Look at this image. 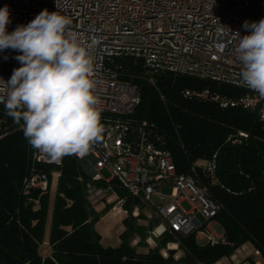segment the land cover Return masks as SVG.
Instances as JSON below:
<instances>
[{
  "label": "built area",
  "instance_id": "obj_1",
  "mask_svg": "<svg viewBox=\"0 0 264 264\" xmlns=\"http://www.w3.org/2000/svg\"><path fill=\"white\" fill-rule=\"evenodd\" d=\"M5 5L10 12L8 32L47 9L71 20L66 34L75 35L85 47L91 45L94 94L105 132L87 154L72 155L88 208L103 206L123 221H147L144 242L148 245H156L166 235L174 240L194 235L196 243L206 240L211 247L227 245L214 221L221 207L208 187L218 183L215 157L192 166L190 173L178 174L170 154L150 141L147 123L133 120L140 102L138 89L124 80L117 61L139 63L149 82L156 75L169 74L243 90L253 98L251 102H261L264 111V98L241 82L243 65L233 36L249 34L245 21L264 19V0H0V8ZM20 54L13 49L0 51V101L6 99L4 82L21 66L15 59ZM247 137L238 132L226 142L239 147ZM29 152L31 166L23 192L47 193L59 178L63 157L52 159L32 146ZM184 202L189 211L182 208ZM215 226L220 230L214 231ZM170 251L176 252L173 258L178 261L177 243L166 244L161 257L166 260ZM246 251L244 245L215 264H242L241 259L249 257ZM253 254L260 256L258 250Z\"/></svg>",
  "mask_w": 264,
  "mask_h": 264
},
{
  "label": "trees",
  "instance_id": "obj_2",
  "mask_svg": "<svg viewBox=\"0 0 264 264\" xmlns=\"http://www.w3.org/2000/svg\"><path fill=\"white\" fill-rule=\"evenodd\" d=\"M126 81L137 86L139 105L133 114L146 122L151 142L170 154L178 174L190 173L201 161L213 160L227 138L238 132L248 135L239 152L223 155V186L210 183L209 193L220 205L214 221L222 228L227 245L199 246L194 235L174 240L170 235L156 247L139 253L130 246L145 245L147 228L135 219L124 220L125 231L118 247H104L94 224V214L85 203L78 167L72 155L63 156L57 170L56 188L50 192H23L30 171V144L20 127L0 106V264H215L244 245L258 250L264 264V111L261 102L245 91L209 81L169 74L152 82L140 64L119 60ZM198 175L202 177L201 171ZM203 178V177H202ZM207 183V180L203 178ZM48 228L49 257L39 248ZM178 244L182 256L174 261L161 250Z\"/></svg>",
  "mask_w": 264,
  "mask_h": 264
},
{
  "label": "clouds",
  "instance_id": "obj_3",
  "mask_svg": "<svg viewBox=\"0 0 264 264\" xmlns=\"http://www.w3.org/2000/svg\"><path fill=\"white\" fill-rule=\"evenodd\" d=\"M10 12L0 8V51L13 49L21 66L5 83L8 116L29 144L52 159L84 156L103 138L99 98L94 94L91 45L66 34L71 20L44 9L27 25L8 32ZM249 34L233 36L243 65L241 82L264 98V19L245 21ZM230 32V29H227ZM96 43V41H93Z\"/></svg>",
  "mask_w": 264,
  "mask_h": 264
},
{
  "label": "rangeland",
  "instance_id": "obj_4",
  "mask_svg": "<svg viewBox=\"0 0 264 264\" xmlns=\"http://www.w3.org/2000/svg\"><path fill=\"white\" fill-rule=\"evenodd\" d=\"M105 176L107 177V175L105 174ZM54 193L53 190H51L50 194L52 195ZM182 208L185 211H189L190 210V206L187 204V202L182 203ZM197 207H199V205L197 204ZM97 208V207H96ZM94 214H97V212H94ZM141 222L143 224L146 223V221H144L143 219H141ZM94 228L98 233H103V235L105 234L106 236H104V244H110V245H117L119 243V241L121 242V238H120V230L122 228L125 229V226L123 223H120L116 218H112V217H105L103 219H99L95 224H94ZM214 231H219L220 227H214L213 228ZM199 246H206L207 245V241L203 240V241H199L197 242ZM140 248H143L141 246H139ZM139 248V249H140ZM137 249V250H139ZM248 252H249V257H246L244 259H241L240 262H242V264H260L262 262V258L255 256L253 254V247L251 245L248 246ZM246 255V253H244Z\"/></svg>",
  "mask_w": 264,
  "mask_h": 264
},
{
  "label": "crops",
  "instance_id": "obj_5",
  "mask_svg": "<svg viewBox=\"0 0 264 264\" xmlns=\"http://www.w3.org/2000/svg\"><path fill=\"white\" fill-rule=\"evenodd\" d=\"M55 188H56V182L52 185L51 190L54 191ZM94 212H97V214H102L101 217L99 218L100 220L108 216V217L116 218L120 223H123V219L122 218L116 217V216L112 215L111 213H108L107 210L103 206H97V208H95ZM136 225L141 226V227H144V228H147L149 226V224H148L147 221H146L145 224H143L141 222V220H136ZM94 230H95V228H94ZM124 231H125V229L122 228L120 230L119 235H121ZM47 234H48V228L46 229V235H45V238H44V242H43V244L39 248V254L43 258L49 257L50 254H51V249H50V246L48 244ZM97 234L101 237V244L104 247H108V246H110V247H118L120 245V243H121L119 241V243L117 245L104 244L103 240L105 238L104 236H106V235L105 234L103 235V233L100 234L98 232H97ZM139 242H140L139 241V238L137 236H135V237L131 238L130 243H129L130 246L132 248H134L139 253H146L149 250H153L156 247L155 244L148 245V244L145 243V245L143 246V248H140L139 246H137ZM137 249H139V250H137ZM246 252H247L246 254H249V252H248V246H247V251ZM178 256L179 257L182 256V253L180 251L178 252Z\"/></svg>",
  "mask_w": 264,
  "mask_h": 264
},
{
  "label": "water",
  "instance_id": "obj_6",
  "mask_svg": "<svg viewBox=\"0 0 264 264\" xmlns=\"http://www.w3.org/2000/svg\"><path fill=\"white\" fill-rule=\"evenodd\" d=\"M227 151H233L236 156L239 152L238 147H232L228 142H226L216 153L215 159H214V176L217 182L223 186V174L225 172L223 167V155Z\"/></svg>",
  "mask_w": 264,
  "mask_h": 264
},
{
  "label": "bare ground",
  "instance_id": "obj_7",
  "mask_svg": "<svg viewBox=\"0 0 264 264\" xmlns=\"http://www.w3.org/2000/svg\"><path fill=\"white\" fill-rule=\"evenodd\" d=\"M173 249H174V247H173Z\"/></svg>",
  "mask_w": 264,
  "mask_h": 264
}]
</instances>
